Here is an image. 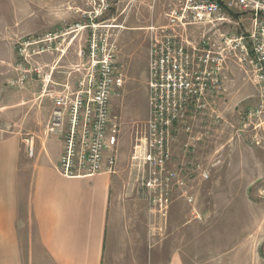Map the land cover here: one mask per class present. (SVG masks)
Segmentation results:
<instances>
[{"label":"rangeland","instance_id":"374dc122","mask_svg":"<svg viewBox=\"0 0 264 264\" xmlns=\"http://www.w3.org/2000/svg\"><path fill=\"white\" fill-rule=\"evenodd\" d=\"M167 7V0H118L104 17L115 26L109 34L125 82L110 102L120 125L113 155L121 190L104 264H169L177 252L185 264H264V99L250 68L228 60L210 107L170 135L162 172L146 163L147 29L165 24ZM91 9L87 0H0V134L18 136L28 155L35 143L60 144L49 133L52 98L74 87L88 40L79 28ZM251 19L243 14L225 30L248 32ZM48 37L57 50L26 47L24 63L21 46Z\"/></svg>","mask_w":264,"mask_h":264},{"label":"built area","instance_id":"2783aa9c","mask_svg":"<svg viewBox=\"0 0 264 264\" xmlns=\"http://www.w3.org/2000/svg\"><path fill=\"white\" fill-rule=\"evenodd\" d=\"M116 1L87 0L92 9L84 13L87 23L79 28L88 30L86 52H78L81 64L75 71L79 76L73 88L67 83L52 98L49 133L62 140L55 170L65 178L115 173L113 149L120 125L111 114L110 102L123 87L124 75L116 62V41L109 34L115 26L104 17ZM167 6L165 24L147 29L150 139L146 140V163H152L159 173L162 159L168 157L169 132L194 121L197 113L210 107L222 87L228 60L252 70L264 99V0H167ZM243 14L252 18L248 32L225 30L229 25L238 27ZM193 32L199 35L194 37ZM54 39L21 46L19 56L25 63L26 47L39 44H45L42 52L56 51ZM24 63L20 67L28 74L31 70ZM34 71L39 76L40 71ZM26 79L23 75L17 83L23 85ZM258 108L264 110V104Z\"/></svg>","mask_w":264,"mask_h":264},{"label":"crops","instance_id":"0c3cea01","mask_svg":"<svg viewBox=\"0 0 264 264\" xmlns=\"http://www.w3.org/2000/svg\"><path fill=\"white\" fill-rule=\"evenodd\" d=\"M31 148L0 134V264H104L119 210L117 166L65 178L55 170L62 140ZM169 264H185L181 253Z\"/></svg>","mask_w":264,"mask_h":264},{"label":"flooded vegetation","instance_id":"af4514ba","mask_svg":"<svg viewBox=\"0 0 264 264\" xmlns=\"http://www.w3.org/2000/svg\"><path fill=\"white\" fill-rule=\"evenodd\" d=\"M177 130H174L173 132H175ZM186 132H189V128L186 129ZM172 134V131L169 132V136Z\"/></svg>","mask_w":264,"mask_h":264}]
</instances>
